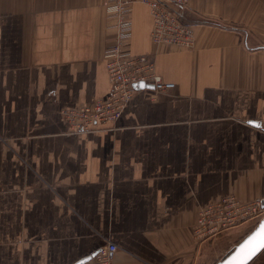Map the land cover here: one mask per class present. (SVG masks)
<instances>
[{
    "label": "crops",
    "instance_id": "1",
    "mask_svg": "<svg viewBox=\"0 0 264 264\" xmlns=\"http://www.w3.org/2000/svg\"><path fill=\"white\" fill-rule=\"evenodd\" d=\"M104 1L0 0V264H73L108 240L114 264H215L235 234L198 242L199 209L264 201V0H189L191 48L154 43L132 0L128 48L176 86L74 132L61 109L110 89Z\"/></svg>",
    "mask_w": 264,
    "mask_h": 264
},
{
    "label": "built area",
    "instance_id": "2",
    "mask_svg": "<svg viewBox=\"0 0 264 264\" xmlns=\"http://www.w3.org/2000/svg\"><path fill=\"white\" fill-rule=\"evenodd\" d=\"M148 5L153 20L151 39L156 44H171L182 48L194 45V26L183 17L189 0H141ZM132 0H105L108 14L115 17V39L105 52V65L110 81L109 92L91 102L71 105L60 113L74 132L96 129L101 124L119 120L134 94L139 89L150 88L156 92L169 91L176 84L166 81L157 72L155 57L135 54L127 46L132 30ZM153 85L140 88L139 84ZM264 217V201L260 198L245 201L235 194L211 200L199 209L194 237L198 242H213L224 233L253 220ZM118 245L108 240L81 264H114L113 256Z\"/></svg>",
    "mask_w": 264,
    "mask_h": 264
},
{
    "label": "water",
    "instance_id": "3",
    "mask_svg": "<svg viewBox=\"0 0 264 264\" xmlns=\"http://www.w3.org/2000/svg\"><path fill=\"white\" fill-rule=\"evenodd\" d=\"M140 88L153 87V85L139 84ZM264 250V217L258 225L246 235L224 258L215 264H250ZM88 255L73 264H81L93 257Z\"/></svg>",
    "mask_w": 264,
    "mask_h": 264
},
{
    "label": "rangeland",
    "instance_id": "4",
    "mask_svg": "<svg viewBox=\"0 0 264 264\" xmlns=\"http://www.w3.org/2000/svg\"><path fill=\"white\" fill-rule=\"evenodd\" d=\"M260 220H253L250 222H247L246 224L242 225L241 227L239 226L238 228H234L232 229L228 235L232 236V235H236V233H238L236 236L234 235L233 238H231L230 242L233 243V245L231 247H228V250L225 251L221 257H219L218 261L221 260L222 258H224L238 243L239 241L244 238L246 235H248L259 223ZM251 264H264V251L259 254V256L257 258L254 259V261Z\"/></svg>",
    "mask_w": 264,
    "mask_h": 264
},
{
    "label": "trees",
    "instance_id": "5",
    "mask_svg": "<svg viewBox=\"0 0 264 264\" xmlns=\"http://www.w3.org/2000/svg\"><path fill=\"white\" fill-rule=\"evenodd\" d=\"M242 239H243V238H242ZM242 239H241V240H242ZM241 240H240V241H241ZM240 241H239V242H240Z\"/></svg>",
    "mask_w": 264,
    "mask_h": 264
},
{
    "label": "flooded vegetation",
    "instance_id": "6",
    "mask_svg": "<svg viewBox=\"0 0 264 264\" xmlns=\"http://www.w3.org/2000/svg\"><path fill=\"white\" fill-rule=\"evenodd\" d=\"M252 262H253V261H252ZM252 262H251V263H252ZM251 263H250V264H251Z\"/></svg>",
    "mask_w": 264,
    "mask_h": 264
}]
</instances>
